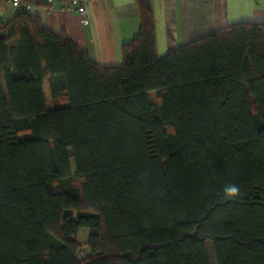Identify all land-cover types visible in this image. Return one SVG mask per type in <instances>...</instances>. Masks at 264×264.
I'll return each instance as SVG.
<instances>
[{"label":"trees","instance_id":"trees-1","mask_svg":"<svg viewBox=\"0 0 264 264\" xmlns=\"http://www.w3.org/2000/svg\"><path fill=\"white\" fill-rule=\"evenodd\" d=\"M137 2L113 66L0 17V264H264V24L158 57Z\"/></svg>","mask_w":264,"mask_h":264},{"label":"crops","instance_id":"crops-1","mask_svg":"<svg viewBox=\"0 0 264 264\" xmlns=\"http://www.w3.org/2000/svg\"><path fill=\"white\" fill-rule=\"evenodd\" d=\"M141 1L153 14L158 57L236 22L264 24V0ZM33 4L32 13L43 26L65 33L90 59L102 66L120 64L122 45L136 37L140 26L137 0H92L87 6V22L73 8H62L63 0H51L49 4L33 0ZM16 12L7 0H0V17L8 19ZM13 73L20 75L16 71ZM46 83L48 86L44 79L43 92ZM46 107L53 108L54 102Z\"/></svg>","mask_w":264,"mask_h":264},{"label":"built area","instance_id":"built-area-1","mask_svg":"<svg viewBox=\"0 0 264 264\" xmlns=\"http://www.w3.org/2000/svg\"><path fill=\"white\" fill-rule=\"evenodd\" d=\"M11 6L16 9H20L27 12H32L34 8L33 0H7ZM44 4H49L51 0H41ZM92 0H63L64 9L73 8L82 17V20L87 22V6ZM84 250L80 249L78 251V256L83 255Z\"/></svg>","mask_w":264,"mask_h":264},{"label":"rangeland","instance_id":"rangeland-1","mask_svg":"<svg viewBox=\"0 0 264 264\" xmlns=\"http://www.w3.org/2000/svg\"><path fill=\"white\" fill-rule=\"evenodd\" d=\"M44 96H45V102H46L47 106L50 105L52 102H54V101L50 102L51 96H50V93H49V90H48L47 83L45 84V87H44ZM149 96H150L152 101L155 100V95H154L153 92L149 93ZM87 235H88L87 228L80 227L79 230H78V233H77L78 240L80 242L84 243L86 241ZM206 246H207L208 258H209L210 264H215L213 249H212V246H211L210 242H207Z\"/></svg>","mask_w":264,"mask_h":264},{"label":"clouds","instance_id":"clouds-1","mask_svg":"<svg viewBox=\"0 0 264 264\" xmlns=\"http://www.w3.org/2000/svg\"><path fill=\"white\" fill-rule=\"evenodd\" d=\"M239 192V189L235 186H228L225 188V193L228 196H236Z\"/></svg>","mask_w":264,"mask_h":264}]
</instances>
